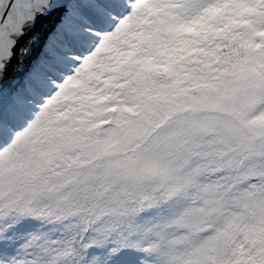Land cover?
<instances>
[{
  "label": "snow or ice",
  "instance_id": "obj_1",
  "mask_svg": "<svg viewBox=\"0 0 264 264\" xmlns=\"http://www.w3.org/2000/svg\"><path fill=\"white\" fill-rule=\"evenodd\" d=\"M232 2L0 0V264H264V0L198 31Z\"/></svg>",
  "mask_w": 264,
  "mask_h": 264
},
{
  "label": "rangeland",
  "instance_id": "obj_2",
  "mask_svg": "<svg viewBox=\"0 0 264 264\" xmlns=\"http://www.w3.org/2000/svg\"><path fill=\"white\" fill-rule=\"evenodd\" d=\"M243 8L242 5L238 4L233 0V2L225 7L224 10L220 11L218 14L217 13H210L209 14V21L201 25L198 29L199 32H204L207 29H209L212 26L213 22H231L232 20H235L237 17L242 15ZM227 27V23L225 25ZM80 91L79 87L76 88L75 91L70 92L66 98L63 99V103L71 107L73 104H79L80 101L75 98L76 92ZM200 115L202 116H218L220 115L219 113H201ZM51 129H45L41 133V137L43 140H47L49 134H50ZM153 184V179L150 176H145L143 179V188H150Z\"/></svg>",
  "mask_w": 264,
  "mask_h": 264
},
{
  "label": "trees",
  "instance_id": "obj_3",
  "mask_svg": "<svg viewBox=\"0 0 264 264\" xmlns=\"http://www.w3.org/2000/svg\"><path fill=\"white\" fill-rule=\"evenodd\" d=\"M165 219H167V217L156 216V217H153V222H159Z\"/></svg>",
  "mask_w": 264,
  "mask_h": 264
}]
</instances>
